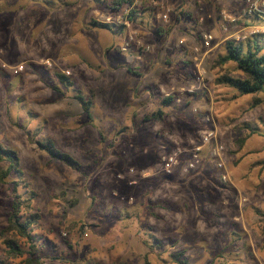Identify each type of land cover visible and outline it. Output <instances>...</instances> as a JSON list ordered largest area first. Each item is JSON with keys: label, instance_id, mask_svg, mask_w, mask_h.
Here are the masks:
<instances>
[{"label": "rangeland", "instance_id": "obj_1", "mask_svg": "<svg viewBox=\"0 0 264 264\" xmlns=\"http://www.w3.org/2000/svg\"><path fill=\"white\" fill-rule=\"evenodd\" d=\"M111 1L0 0V145L18 158L17 171L3 178L11 163L0 152V264H180L179 254L183 264H264V93L254 106V95L216 83L224 74L242 77L235 63H219L240 26L225 32L218 17L239 15L248 0H138L120 11ZM206 32L216 41L204 55ZM250 39L264 54V33L239 42ZM169 42L181 45L184 60ZM133 54L156 65L126 63ZM137 67L148 71L146 85L158 86L165 69L185 73L178 77L187 83L134 108L124 75L138 76ZM209 130L224 147L225 169L206 146L187 170ZM38 141H52L80 169L52 159ZM178 147L186 151L165 174L162 158ZM17 195L32 197L40 216L31 240L5 233ZM8 239L24 254L11 255Z\"/></svg>", "mask_w": 264, "mask_h": 264}, {"label": "trees", "instance_id": "obj_2", "mask_svg": "<svg viewBox=\"0 0 264 264\" xmlns=\"http://www.w3.org/2000/svg\"><path fill=\"white\" fill-rule=\"evenodd\" d=\"M111 3V10L120 11L124 8H129L132 5V0H112ZM147 10H151L153 12L156 10V8L148 7ZM130 16H132V14ZM189 18L193 20L191 16H189ZM131 21H133L132 17ZM101 26L108 27L107 24H101ZM246 44L247 46H245L244 42H236L234 40H229L226 42V54L222 56V58L219 60V63L221 65L231 62L235 63L237 70L242 73V77L224 74L217 78L216 83L235 89L241 96L254 95L255 98L253 105L258 106L262 103V99L257 96L261 93H264V54H261L263 49L256 42V40L250 39L246 42ZM60 78L62 81L66 80L65 76L60 75ZM80 100L82 101L84 109L89 111L87 102L83 101L81 98ZM173 100V97H168L164 99V103L169 104ZM162 115V113H158V117H161ZM37 144L39 148L46 152L52 159L59 160L75 170L80 169L79 162L71 155L58 150L52 141H38ZM0 152L6 154L11 163L8 171L3 173V178H5L8 177V175L13 170L17 171L18 158L14 152L3 149L1 145ZM24 209L29 211L25 216L24 214H21ZM31 210L32 197L30 199H24L17 195L12 206V212L9 218V227L5 230V233H8L9 231H15L23 238L31 240L30 229L40 219L39 214L32 213ZM3 237H6V235L3 234ZM6 244H8L10 253L14 257L24 254V251L15 246L12 240H6ZM180 256L182 255H177V261L180 264H183L184 262L180 260Z\"/></svg>", "mask_w": 264, "mask_h": 264}, {"label": "built area", "instance_id": "obj_3", "mask_svg": "<svg viewBox=\"0 0 264 264\" xmlns=\"http://www.w3.org/2000/svg\"><path fill=\"white\" fill-rule=\"evenodd\" d=\"M132 1H133V4H135L137 3L138 0H132ZM161 9H164L163 10L164 13L159 15V19L161 18L163 19V21L167 22L168 16H169L168 13L170 12V10L163 6L161 7ZM250 17H254L256 18V20H260V21L262 20L264 22V0H248V6L241 12L240 16L232 15L225 10L222 11L219 15V23H220L222 30L227 32L229 31L231 26L237 25L240 18H250ZM126 24L129 25L128 22ZM260 31L264 33V26L262 28H259L253 24L248 25L243 30L236 33L237 38H235L234 41L239 42L240 40L246 39L248 35L249 36L254 35ZM134 40H135L134 37L131 36L129 40L126 42V45L122 47L123 51H125L129 47V44L133 43ZM215 40L216 38L213 33L206 32V33L201 34L202 47L206 48L207 50L209 48L211 49L212 44L215 42ZM148 49L149 47H146V50ZM196 51H198V49H196ZM13 69L16 72H18L22 68L14 67ZM202 73L203 72H200L197 76L198 82H203L204 76ZM193 111L198 112L196 108ZM206 120L209 121V120H212V118L210 116H207ZM206 146H213L214 149H213L212 155L213 157L217 158L216 160L217 168L220 170L225 169V164L222 159V153H223L224 147L219 144L216 133L213 130H209V131H206L202 135L201 144L193 147L191 158L186 166L187 170H193L194 168H196V166L200 162V155L203 151V148ZM185 151L186 150H183L182 148L178 147L173 153L164 156L162 158V165H163L162 171L165 174H170L173 168L178 164L179 157ZM221 179L222 181L226 182L228 180V175L223 173L221 176Z\"/></svg>", "mask_w": 264, "mask_h": 264}, {"label": "crops", "instance_id": "obj_4", "mask_svg": "<svg viewBox=\"0 0 264 264\" xmlns=\"http://www.w3.org/2000/svg\"><path fill=\"white\" fill-rule=\"evenodd\" d=\"M149 1V0H148ZM165 1V0H164ZM153 1H151L150 2V5H151V3H152ZM166 2V1H165ZM149 3V2H148ZM147 3V0H146V4H148ZM163 3V2H162ZM165 7V4H162L161 5V7ZM151 7H154V6H152L151 5ZM157 6H155V8H156ZM161 7H160V9H161ZM225 11H229V10H225ZM229 13L230 14H232V15H235V16H240L241 15V12H240V14L239 15H236L234 12H230L229 11ZM184 19H180L179 18V23L180 22H182ZM190 20V19H189ZM250 21L251 20H249V18H240V20H239V22L237 23V25H236V27H239L240 26V28L236 31L237 33L239 32V31H241V30H243L245 27H247L248 25H250ZM145 24H146V22H144ZM218 23H219V21H218ZM147 25V24H146ZM182 25V24H181ZM219 26H220V24H219ZM242 26V27H241ZM221 27V26H220ZM215 36V35H214ZM229 37H231V36H229ZM229 37H227V38H225L226 40L227 39H229ZM215 38H216V36H215ZM216 41V40H215ZM171 42V41H170ZM169 42V43H170ZM175 43V44H174ZM172 44H174L173 46H171ZM218 45H220V43L219 42H216V46H218ZM168 49H171V54L173 53V55H174V53H175V50L179 47L180 49H181V52H182V54H183V56H184V52H185V50H183L182 48H181V45L179 44V43H177V42H172V43H170V44H168ZM215 46V47H216ZM114 50H117L116 48L114 49ZM212 51H211V49L210 50H207L206 52H205V55H207L208 53H211ZM135 54H133V55H129L130 56V58L128 59V61L126 62V63H129L130 64V62H132L133 64L135 63L136 64V66H140V64H141V68H144L145 67V65H146V67H145V69L147 70V69H149L150 67H153V66H155L156 64V60L157 59H153V57H150L149 58V63L145 60V61H143V56H141V55H138V56H134ZM174 57H175V55H174ZM186 57L184 56L183 57V60L185 59ZM185 64H186V62L185 61H183V66L185 67ZM122 65H124V63H122ZM119 66V64H114V71L113 72H115V69L117 68ZM170 66V65H169ZM140 68V69H141ZM138 67H137V71L139 72H137V71H135V72H137L138 73V76H136L135 74L133 75V74H131L130 73V71L129 70H126V73L127 74H125L124 76H125V78H127V88H128V92H129V94L131 93V106L132 107H134V108H138V109H144L147 105L146 104H148L147 102H148V99L150 98H152V95H154L155 94V92H163L164 90H166V91H170V90H176V91H180L181 89H183L184 87H183V85L182 84H184V83H187V82H185V81H183V79H180L178 76H181V75H184L185 76V73H181V75H180V73H174V72H171V70L170 69H165L166 70V73L165 74H163V75H161V76H159V77H157L156 79H155V83L156 84H158V86L157 85H155V86H153V85H151L150 83H147V85L145 84V79L147 78V75L149 74L148 73V71H145V72H141V70H140ZM170 70V71H169ZM150 74H152V73H150ZM178 77V78H177ZM182 78V77H181ZM168 79V80H167ZM184 79H186V78H184ZM138 81V82H137ZM141 81V82H140ZM148 82V81H147ZM162 84V85H161ZM156 87H158V88H156ZM136 102H139V105H137V104H135ZM143 102V103H142ZM137 105V106H136ZM149 105V104H148Z\"/></svg>", "mask_w": 264, "mask_h": 264}]
</instances>
